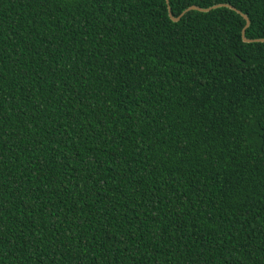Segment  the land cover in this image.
Segmentation results:
<instances>
[{
	"label": "trees",
	"instance_id": "obj_1",
	"mask_svg": "<svg viewBox=\"0 0 264 264\" xmlns=\"http://www.w3.org/2000/svg\"><path fill=\"white\" fill-rule=\"evenodd\" d=\"M264 0H0V264H264Z\"/></svg>",
	"mask_w": 264,
	"mask_h": 264
},
{
	"label": "water",
	"instance_id": "obj_2",
	"mask_svg": "<svg viewBox=\"0 0 264 264\" xmlns=\"http://www.w3.org/2000/svg\"><path fill=\"white\" fill-rule=\"evenodd\" d=\"M167 4H168V0H166ZM219 8H227V9H230L234 12H236L237 14L241 15L242 18L246 21V25L245 27L243 28L242 30V39H243V42L244 43H264V39H255V40H248L246 37H245V32H246V29L249 27L250 25V20L248 19V17L244 14H242L240 11L236 10L235 8L227 5V4H219V5H215V6H212L210 8H199V7H196V6H191L189 7L188 9H186L179 18H175L172 16L171 12H170V8L168 6V12H169V17L170 19L172 20V22L174 23H177L180 18L187 12H190V11H197V12H201V13H207V12H210L212 10H215V9H219Z\"/></svg>",
	"mask_w": 264,
	"mask_h": 264
}]
</instances>
